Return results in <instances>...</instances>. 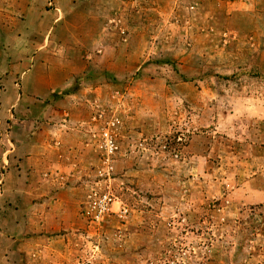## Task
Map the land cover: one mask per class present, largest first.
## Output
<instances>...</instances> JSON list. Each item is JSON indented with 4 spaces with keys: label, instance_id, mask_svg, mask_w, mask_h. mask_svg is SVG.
Returning a JSON list of instances; mask_svg holds the SVG:
<instances>
[{
    "label": "rangeland",
    "instance_id": "1",
    "mask_svg": "<svg viewBox=\"0 0 264 264\" xmlns=\"http://www.w3.org/2000/svg\"><path fill=\"white\" fill-rule=\"evenodd\" d=\"M231 2L142 0L139 17L106 0H0V264H264V0ZM39 41L90 56L68 104L85 103L84 124L119 119L109 175L89 146L68 230L44 214L46 195L13 190L26 124L53 126L38 114L66 99L25 74ZM105 185L127 220L86 217Z\"/></svg>",
    "mask_w": 264,
    "mask_h": 264
},
{
    "label": "crops",
    "instance_id": "2",
    "mask_svg": "<svg viewBox=\"0 0 264 264\" xmlns=\"http://www.w3.org/2000/svg\"><path fill=\"white\" fill-rule=\"evenodd\" d=\"M225 1L229 4L231 1L241 2ZM106 3L104 11L109 10L111 5L118 6L119 9L124 5L126 10L130 4H134L137 7L134 13L140 14L141 17L142 0H106ZM26 15L28 18H41L40 12L31 6L28 7ZM135 17L137 19V15ZM37 46V62L30 64V67L25 66L27 78H35L40 84H44V88L41 86L37 89L41 95L50 96L60 91L66 99L60 102L61 109L47 106L38 114H51L55 117L53 126L41 124L40 127V124H37L38 127L33 128V125L26 124L21 135V148L17 151L19 155L16 154L17 159H12L19 164L16 172L21 175L19 180L23 186L20 188L17 185L13 190L22 192L21 198L24 200L27 199L28 192L46 195L43 200L44 214L57 218L60 225L68 230L70 217L77 215L80 210L84 189L90 183L87 179L91 173L90 167L95 160L89 149L86 124L83 123L90 111L84 102L68 105L80 95L78 87H74V82L79 80L80 75L90 66L89 60L86 59H90V56L82 53L80 57L77 49L63 44L49 45L48 42L47 45L39 41ZM27 60L32 61L30 57ZM36 68L43 69L46 78L34 77ZM23 205L26 206L27 203Z\"/></svg>",
    "mask_w": 264,
    "mask_h": 264
},
{
    "label": "built area",
    "instance_id": "3",
    "mask_svg": "<svg viewBox=\"0 0 264 264\" xmlns=\"http://www.w3.org/2000/svg\"><path fill=\"white\" fill-rule=\"evenodd\" d=\"M118 127L119 119L115 117H111L109 120L104 119V113L99 111H96L91 121L86 124L88 144L95 147L103 157L108 168L107 175L113 169L112 163L119 154L116 134ZM84 212L86 217L96 224H105L111 218L125 221L131 215L130 208L119 202L107 185L104 189L96 187L90 191Z\"/></svg>",
    "mask_w": 264,
    "mask_h": 264
}]
</instances>
